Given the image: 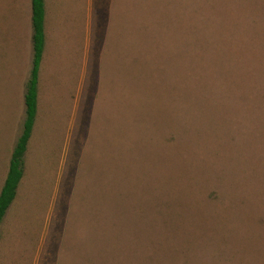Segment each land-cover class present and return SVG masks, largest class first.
<instances>
[{
	"label": "rangeland",
	"instance_id": "374dc122",
	"mask_svg": "<svg viewBox=\"0 0 264 264\" xmlns=\"http://www.w3.org/2000/svg\"><path fill=\"white\" fill-rule=\"evenodd\" d=\"M44 1L0 264H264V0ZM30 17L0 0V189Z\"/></svg>",
	"mask_w": 264,
	"mask_h": 264
},
{
	"label": "trees",
	"instance_id": "16d2710c",
	"mask_svg": "<svg viewBox=\"0 0 264 264\" xmlns=\"http://www.w3.org/2000/svg\"><path fill=\"white\" fill-rule=\"evenodd\" d=\"M30 11L32 58L23 96L24 119L21 133L14 144L10 156L6 177L0 189V224L16 197L18 186L23 177L24 155L37 112L38 74L45 43L44 0H30Z\"/></svg>",
	"mask_w": 264,
	"mask_h": 264
},
{
	"label": "crops",
	"instance_id": "0c3cea01",
	"mask_svg": "<svg viewBox=\"0 0 264 264\" xmlns=\"http://www.w3.org/2000/svg\"><path fill=\"white\" fill-rule=\"evenodd\" d=\"M44 9H45V1H44ZM48 16H49V14H48V9H47V14H46V10H45V18H44V23L46 22V24H47V22H48ZM44 35H45V43H44V47H45V45L47 44V36H46V33H45V27H44ZM46 50V49H45ZM43 52H44V50H43ZM42 57H43V54H42ZM41 61H42V58H41ZM40 65H41V62H40ZM39 70H40V67H39ZM38 78H39V74H38ZM34 126V125H33ZM33 130V129H32ZM31 137V136H30ZM23 175H24V172H23ZM23 178V177H22ZM16 195H17V193H16ZM16 198V197H15ZM15 200V199H14ZM11 206V205H10ZM10 208V207H9ZM8 208V209H9ZM8 211V210H7ZM7 213V212H6ZM6 215V214H5Z\"/></svg>",
	"mask_w": 264,
	"mask_h": 264
}]
</instances>
